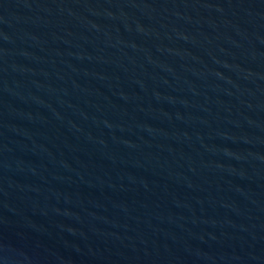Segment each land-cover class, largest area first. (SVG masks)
<instances>
[{"label": "water", "instance_id": "1", "mask_svg": "<svg viewBox=\"0 0 264 264\" xmlns=\"http://www.w3.org/2000/svg\"><path fill=\"white\" fill-rule=\"evenodd\" d=\"M0 264H264V0H0Z\"/></svg>", "mask_w": 264, "mask_h": 264}]
</instances>
